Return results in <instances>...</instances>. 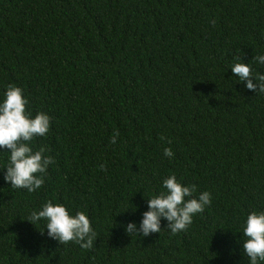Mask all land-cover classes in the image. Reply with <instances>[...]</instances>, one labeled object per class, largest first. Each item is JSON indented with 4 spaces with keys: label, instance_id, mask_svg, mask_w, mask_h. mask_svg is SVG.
Here are the masks:
<instances>
[{
    "label": "trees",
    "instance_id": "obj_1",
    "mask_svg": "<svg viewBox=\"0 0 264 264\" xmlns=\"http://www.w3.org/2000/svg\"><path fill=\"white\" fill-rule=\"evenodd\" d=\"M258 55L264 0H0V93L21 87L51 117L30 144L55 161L32 193L0 170V264H248L238 228L264 211V93L230 67L264 74ZM172 174L211 205L177 234L163 218L127 233ZM49 200L87 214L92 248L26 221Z\"/></svg>",
    "mask_w": 264,
    "mask_h": 264
},
{
    "label": "clouds",
    "instance_id": "obj_2",
    "mask_svg": "<svg viewBox=\"0 0 264 264\" xmlns=\"http://www.w3.org/2000/svg\"><path fill=\"white\" fill-rule=\"evenodd\" d=\"M254 61L264 65V55L256 56ZM230 70L232 77L244 83L247 89L264 93V74L253 76L251 64L234 63ZM28 104L29 100L21 87L8 85L0 93V149L8 150L0 151L8 155L7 164L0 170L4 171V182L10 188L32 193L44 184L47 169L55 161L52 156L45 155V147L33 151L30 142L36 137L47 136L51 117L45 112H37L33 116L27 109ZM118 135H113L112 143L116 142ZM164 155L170 158L173 152L166 148ZM161 187L160 192L146 199L148 210L143 213L139 229L130 222L126 227L127 233L140 231L145 237L160 233L163 218L169 222L171 233L177 234L185 231L192 224L193 217L203 213L212 203L210 192L204 191L194 197L195 185L181 183L174 174L163 179ZM26 221L33 226L43 223L44 228L40 233L43 235L46 230L47 236L60 244L75 242L83 249L93 246L95 233L87 214L83 211L72 214L65 204L49 200L33 209ZM238 233L243 240V253L248 264H264V211L247 213L239 224Z\"/></svg>",
    "mask_w": 264,
    "mask_h": 264
}]
</instances>
